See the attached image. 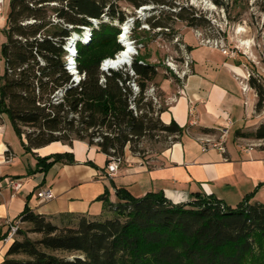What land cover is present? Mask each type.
Segmentation results:
<instances>
[{
  "label": "trees",
  "instance_id": "trees-1",
  "mask_svg": "<svg viewBox=\"0 0 264 264\" xmlns=\"http://www.w3.org/2000/svg\"><path fill=\"white\" fill-rule=\"evenodd\" d=\"M123 1L137 9L169 5L167 0L10 1L1 46L0 115L8 117L27 153L35 155L57 142L85 141L106 155L109 165L122 163L128 150L145 158L140 148L145 140L162 138L169 146L184 133L175 121L161 120L165 109L148 94L159 75L157 65L134 58V75L131 70H102L100 50H124L118 39L129 19ZM257 1L264 12V0ZM182 10L173 15L191 28L204 27L206 20H199L196 11L184 16ZM152 17L146 20L152 29L161 34L172 29L171 23ZM140 26L136 20L135 36ZM86 28L92 35L87 42ZM75 36H80L75 44L83 77L79 84L67 65ZM132 82L140 88L137 95ZM250 82L260 112L264 89L254 78ZM235 137L264 141V124L255 131L238 130ZM74 162L67 153L38 157L37 171ZM117 194V203L108 193L99 197L104 204L99 216L43 215L27 206L19 217L26 227L18 228L2 264H264V204L252 203L251 197L232 207L200 194L186 205L169 202L161 192L136 198L121 188Z\"/></svg>",
  "mask_w": 264,
  "mask_h": 264
},
{
  "label": "crops",
  "instance_id": "crops-1",
  "mask_svg": "<svg viewBox=\"0 0 264 264\" xmlns=\"http://www.w3.org/2000/svg\"><path fill=\"white\" fill-rule=\"evenodd\" d=\"M6 20L0 19V25H6ZM186 45L190 47L191 70L180 84L167 80L166 109L161 115L165 124L175 121L184 133L155 156L142 158L128 150L113 178L109 177L107 156L85 141H75L73 145L57 142L35 150V155L27 153L9 119L3 117L0 264L13 241H6L11 228L27 206L43 215L99 216L104 210L99 197L108 193L109 200L117 203V191L121 188L136 198L161 192L175 205L189 204L198 194L214 196L228 206L229 200H240L239 203L247 197H251L252 203L264 200V148H251L247 145L249 139L235 137L238 130L251 128L255 108L254 95L244 90L242 65L219 49L200 43L196 47ZM191 109L195 110L194 117L190 115ZM193 120L196 125H192ZM204 129L214 132L207 134ZM205 139L216 146L224 145L225 150L210 146L204 151ZM57 153L72 154L75 162L55 163L47 171H37L38 157ZM10 178L23 179L25 187L14 194L6 187ZM48 189L55 198L40 201L37 194Z\"/></svg>",
  "mask_w": 264,
  "mask_h": 264
},
{
  "label": "rangeland",
  "instance_id": "rangeland-1",
  "mask_svg": "<svg viewBox=\"0 0 264 264\" xmlns=\"http://www.w3.org/2000/svg\"><path fill=\"white\" fill-rule=\"evenodd\" d=\"M10 1L5 0L2 6V15L0 19L7 18L10 11ZM168 6L164 8L154 3L134 8L126 1L120 3L122 9L129 15V24L121 27L118 37L119 42L123 46L122 52L115 55L114 47H108L98 52L99 56L105 57L102 63L113 60L119 61L117 57H122L127 50L126 42H122V29L129 28L131 34L127 42L132 43L135 53L131 56V62L134 58H140L150 64L158 66L159 75L157 79L150 85L154 88L153 99L158 105L166 109V90L168 81L172 84H180L190 71L192 60L186 43L196 47L198 43L203 46L212 47L215 41L220 42L229 52L235 53L232 60L238 61L243 68L244 75L242 81L247 86V91L254 95L255 108L252 114L251 128L245 131H255L264 124V104L260 112L256 110L259 96L256 90L251 86V79H255L264 89V12L260 9L257 0H167ZM220 2L222 5H219ZM145 8V9H144ZM157 8L156 12L153 9ZM163 8V9H161ZM184 16H189L192 11H196L199 20L203 22L204 27L191 28L185 22L178 19L174 12L179 13L180 9ZM152 20H164L172 24V29L165 30V34H161V29H152L147 23L151 16ZM140 20L141 26L136 36L133 34L135 21ZM1 26L0 34V75L4 72V61L1 56V43L6 41L4 29L6 25ZM130 26V27H129ZM127 27V28H126ZM178 36H172L173 33ZM184 37L185 41L184 42ZM134 41V42H133ZM208 41L212 42L211 44ZM87 42V41H86ZM134 43V44H133ZM125 46V47H124ZM217 49V48H216ZM220 50V49H219ZM113 54V55H112ZM115 58V60H114ZM127 66V65H126ZM185 76V77H184ZM168 80V81H167ZM178 80V81H177ZM136 85V84H134ZM4 115H0V123L3 122ZM8 118V117H7ZM8 120V119H7ZM221 139L223 137L221 136ZM205 142V141H204ZM247 145L251 148L258 146L264 148V141L248 140ZM168 146V143L162 138L154 141L145 140L140 146L145 150L146 157L155 156ZM32 160V156L29 155ZM230 206L236 207L240 200H229ZM264 203V200H258ZM25 229V225H20ZM30 237L36 239L37 236L31 234Z\"/></svg>",
  "mask_w": 264,
  "mask_h": 264
},
{
  "label": "built area",
  "instance_id": "built-area-1",
  "mask_svg": "<svg viewBox=\"0 0 264 264\" xmlns=\"http://www.w3.org/2000/svg\"><path fill=\"white\" fill-rule=\"evenodd\" d=\"M4 2L5 0H0V15H2V6L4 5ZM209 44H211L212 42L208 41ZM213 46L217 49H220L222 51V53L225 55V56H228L229 58H234L235 57V53H232V52H229L226 48H224V46L218 42V41H215L213 43ZM132 65L133 64H129V67L128 69H126L127 71L129 70H133L132 69ZM191 70V69H190ZM190 71H187V74L189 73ZM185 77V76H184ZM134 93L137 95L139 92H140V88L138 85H134L133 82L130 84ZM247 89V86L244 87V90ZM154 88H151L149 91H148V94L152 97L153 96V93H154ZM59 93V92H58ZM134 108V106L132 107ZM190 115L191 117H194L195 115V110L191 109L190 110ZM192 125H196L197 124V121L193 120L192 122ZM224 138V137H223ZM98 141V140H97ZM203 145V150L204 151H207L209 149L210 146H213V147H218L221 151H224V145H221V146H216L214 145L213 143H211L210 140H206L205 139V144H202ZM121 165V161L118 160H114L112 161L109 165H108V172H109V177L110 178H113L114 175L118 172L119 170V166ZM6 187L7 189L11 190L14 194H16L17 192H19L20 190H22L24 187H25V181L23 179H19V178H10L6 181ZM38 198L40 201L42 202H49V201H52L54 198H55V195L53 193L52 190H42L40 191L38 194H37ZM21 225V222L18 221L17 224L15 226H13L11 228V233L8 235L6 241H10L11 239H14L15 238V235H16V232L18 230V228L20 227Z\"/></svg>",
  "mask_w": 264,
  "mask_h": 264
},
{
  "label": "bare ground",
  "instance_id": "bare-ground-1",
  "mask_svg": "<svg viewBox=\"0 0 264 264\" xmlns=\"http://www.w3.org/2000/svg\"><path fill=\"white\" fill-rule=\"evenodd\" d=\"M128 24H129V21L126 23V25H128ZM122 31H124V32H123L122 36H120V37L122 39V42L123 41H124V43L126 42L127 50L125 51V53L122 57H120V58L117 57V59L119 61H113V60L106 61L105 64L103 65V69H102L104 72H109L111 70H114V71L126 70V69H128L129 64H133L130 62L132 60L131 56L135 53V51H134V48L131 46L132 43L127 42V40L130 38V36H127V35L131 34V30L129 31V28H127V29L123 28ZM84 33L89 34V36L88 37L84 36L83 38L86 39V41H90L91 36H92L91 35V29L86 28ZM75 54H76V50H75ZM114 60H115V58H114ZM67 65H68V70L70 71V73L73 76V82L75 84H79L81 82V80L83 79V77H81L79 72H78L77 64H76V58L73 55H70L68 57V64ZM131 74L134 75V72L132 70H131Z\"/></svg>",
  "mask_w": 264,
  "mask_h": 264
},
{
  "label": "water",
  "instance_id": "water-1",
  "mask_svg": "<svg viewBox=\"0 0 264 264\" xmlns=\"http://www.w3.org/2000/svg\"><path fill=\"white\" fill-rule=\"evenodd\" d=\"M83 36H89V34L87 33H84ZM80 39V36H75L72 40H71V43H70V46L68 48L69 52L71 53V55H73L75 57V44L77 42V40Z\"/></svg>",
  "mask_w": 264,
  "mask_h": 264
}]
</instances>
